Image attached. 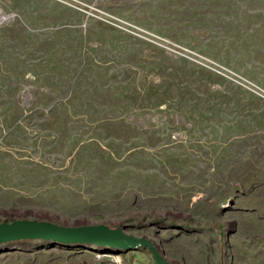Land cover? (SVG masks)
Listing matches in <instances>:
<instances>
[{
	"label": "rangeland",
	"instance_id": "obj_1",
	"mask_svg": "<svg viewBox=\"0 0 264 264\" xmlns=\"http://www.w3.org/2000/svg\"><path fill=\"white\" fill-rule=\"evenodd\" d=\"M22 218L264 264V0H0V223ZM115 259L153 264L0 244V264Z\"/></svg>",
	"mask_w": 264,
	"mask_h": 264
},
{
	"label": "water",
	"instance_id": "obj_2",
	"mask_svg": "<svg viewBox=\"0 0 264 264\" xmlns=\"http://www.w3.org/2000/svg\"><path fill=\"white\" fill-rule=\"evenodd\" d=\"M34 239L64 244L97 245L116 250L147 249L151 254L153 264H175L165 259L151 240L128 234L122 227H110L105 224L65 226L50 221L27 218L0 223V244Z\"/></svg>",
	"mask_w": 264,
	"mask_h": 264
},
{
	"label": "built area",
	"instance_id": "obj_3",
	"mask_svg": "<svg viewBox=\"0 0 264 264\" xmlns=\"http://www.w3.org/2000/svg\"><path fill=\"white\" fill-rule=\"evenodd\" d=\"M115 262H116L117 264H119V261H118V259H115Z\"/></svg>",
	"mask_w": 264,
	"mask_h": 264
}]
</instances>
